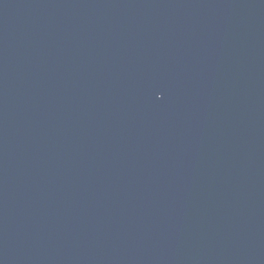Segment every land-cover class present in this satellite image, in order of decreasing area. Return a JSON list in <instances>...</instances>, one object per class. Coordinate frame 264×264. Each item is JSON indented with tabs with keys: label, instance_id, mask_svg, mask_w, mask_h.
<instances>
[{
	"label": "water",
	"instance_id": "obj_1",
	"mask_svg": "<svg viewBox=\"0 0 264 264\" xmlns=\"http://www.w3.org/2000/svg\"><path fill=\"white\" fill-rule=\"evenodd\" d=\"M0 264H264V0H0Z\"/></svg>",
	"mask_w": 264,
	"mask_h": 264
}]
</instances>
